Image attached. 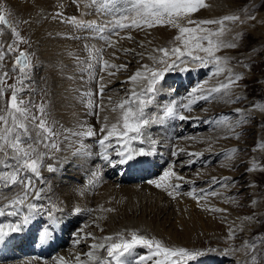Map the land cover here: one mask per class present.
Segmentation results:
<instances>
[{
    "label": "bare ground",
    "instance_id": "bare-ground-1",
    "mask_svg": "<svg viewBox=\"0 0 264 264\" xmlns=\"http://www.w3.org/2000/svg\"><path fill=\"white\" fill-rule=\"evenodd\" d=\"M0 2H3V0H0ZM88 2L89 0H80L81 6L78 7L74 0H27V2L25 0H7L14 13L11 20L21 21L19 23V31L21 36L29 41V43H22L21 45L23 49L26 48L32 65L31 68L26 70L27 75L24 78V91L22 92L24 94H20L21 97L26 101L30 99L36 105L43 103L51 114L50 119L59 121V124L66 128L73 127L77 119H81L86 120L90 125H95L98 131L103 126L101 121L105 116L108 117L107 123L109 125L117 122L120 115L119 110L112 112L111 108L126 98L125 90L130 89L131 85L122 82L126 81L127 77L136 70L139 62L138 58L133 59L131 56L123 54V52H118V59H114L111 56L113 49L106 48L104 58L116 64L128 63V70L122 71L114 77H104L105 90L102 98L94 96V102L98 106L103 104L104 108L99 111L98 116L85 115L84 107L80 103L81 96L83 92L89 89L95 92L98 85L88 83L87 72L82 73L80 71L81 66L77 65L75 60L69 57L68 53L72 52L81 59H86L87 53L83 48L85 43H95L97 47L104 45L99 40L85 41L83 39L68 38L74 35L84 36L88 35V33L77 31L74 27L62 23L61 18L54 20L52 16L56 12H62L64 17L76 16L77 19L96 20L98 22L109 18L102 17L94 11L83 15L87 11L83 5ZM205 2L208 7L194 14L193 19L220 18L227 14L224 13L226 10L224 6L227 0H205ZM255 2V0H252L250 5ZM227 5L228 7L230 6L228 3ZM241 8L243 6L237 8L236 4L234 9H232L235 10V13H238ZM41 14L45 15L47 19L42 20ZM228 14L230 13L228 12ZM256 17L257 20L253 21L251 25H247V27L252 35L261 39L260 41L263 44L264 24L260 21H264V14H258ZM25 20H30L31 23H24L23 21ZM215 27L213 26V28ZM229 27L232 28L233 26L229 25ZM243 27H246V25ZM234 29L241 31L239 28H233V31ZM127 34L128 32L126 31L121 33V35ZM131 34L137 41L151 40L152 44L149 47L153 48L170 46L169 41L174 40L178 33L174 29L158 26L139 32L132 30ZM228 34L230 36L229 39L234 35L232 32ZM11 39L7 34L0 35V42H3L5 46L11 42ZM113 39H116V37H113ZM118 47L136 48V45L130 41L122 40L119 42ZM262 49L263 46H259L254 51L250 50L248 52L249 57L255 56V52ZM137 51H140V49L137 48ZM228 54L229 56L231 55L230 53ZM143 62L151 63L147 59ZM242 67L239 66V71H236L248 76L246 69ZM13 68L14 58L9 55L3 61L2 69L9 72L8 84L15 83L20 77L18 68L16 71H12ZM176 71L174 73L175 78H179L182 84L185 83L184 86H187L188 81H190L189 84L191 83L187 89L182 90V93H180V95L186 94L177 96L179 98L175 99L174 103L179 105L186 102V98L192 88L203 84L205 79H201L200 76L208 72V68L185 64L179 66ZM218 83L219 81H211L207 86H215ZM169 87H164L161 82L158 83V90L155 93L153 103L146 109V113L149 116H160L163 109L171 105L173 100L170 99L171 96L168 91H171V88ZM241 89H234L233 98L237 95L245 97L246 92ZM172 95L174 96L175 94ZM10 96L11 93L7 92L5 97L0 99V104L5 101L10 102ZM109 98H111V102H109ZM254 101L259 102L258 99L245 101L241 109L250 106ZM229 105L223 101L208 103L201 101L193 107L191 113L184 112L185 115L191 117L187 121L164 119L162 122L151 124L145 129V142L143 144L134 142V147H143L149 154L137 156L125 164H118L115 152L110 150L112 159L117 161V167L118 165L127 166L126 172L121 177L115 176L114 179L111 175L116 169L115 165L105 171L101 168L103 161L97 158V153L101 151L97 144L99 137L84 141L88 151L92 153L91 156H74L71 150L56 153L57 159L46 160L44 162L45 166L41 169L42 178L34 181L37 189H44L43 198L34 202L41 205L45 211L32 215L30 222L27 225H23L21 231L11 234L6 239L5 244L0 245V264H57V260L54 258L65 257L71 261L76 254H79L82 259H86L84 253L90 250V244L98 242L104 236L111 235L116 237L117 234L121 233L126 239H130L132 232L148 238L160 239L167 246L186 247L190 251L198 253L201 252L200 248L203 246L211 245L213 247L211 251H207L204 254L200 253L195 259L189 261V264H238L243 258L242 254L235 256L226 254L225 240L228 224L233 221L239 224L240 220L238 218L264 212V188L257 184L261 174H258V171L255 173L246 171L253 160L262 167L264 164V151H253L254 145H250L249 147L247 146L248 149L246 151L244 150L239 155L240 158L242 157L241 160H246V166L243 169L244 173H246L245 176H241L240 170H235L240 161V158H236L238 152L234 154L231 161L221 156V161L217 162L218 167L209 166L212 161L220 157L221 153L231 148H237L238 146L240 150L241 148H246L245 145H238L237 143L231 146L232 143L228 142L227 138H223L226 135V130L223 126L209 123L216 120L215 117L218 114L228 115L231 121L238 119L239 117L234 113L236 108ZM198 107H202V111L198 112ZM227 109H229V112L226 111ZM249 115L254 116L249 123H254L253 131L257 133L256 136L258 138L256 143L264 141V132L259 129L264 121V115L258 113H249ZM188 121H192L189 127L186 126ZM217 137L221 138L217 139ZM113 144H115L114 140ZM209 145H211V150H209ZM62 147L67 149L68 145L63 144ZM173 151H176L178 155L173 156ZM189 153H201L202 155L194 157L189 156ZM176 159L179 160L174 163ZM141 160L153 162L156 166L155 170L160 171V173L154 174L146 181H134L138 180L139 174L133 169ZM166 162V166L161 168L162 166L160 165ZM48 164L53 165L55 169L53 172L47 170ZM224 164H227L228 167H223L222 165ZM128 167L130 168L128 169ZM169 168L184 177L183 182L176 181L175 178L171 181L172 183L182 184L180 194L176 199H172L163 189H157L153 184L149 183L152 180H159L163 172ZM93 171L100 173V179L95 187H90L88 181L91 179ZM214 177L217 179L229 178L228 183L231 186L228 189L225 190L218 186L216 188L218 192L222 193L221 196L209 198L207 205H205L204 201H201L198 205L196 201L186 195L187 192L192 190L199 193L201 189L211 187L210 181ZM125 182L127 184H122ZM237 182L241 183L240 187L245 193L252 194L249 197L248 205L254 199L258 201L254 210L240 213L234 210L236 203L224 202L228 197L233 198L235 196L232 185ZM250 184H254L256 187H250ZM41 185L43 186L41 187ZM80 190H85V195H79ZM14 194V190H5V195L9 197ZM53 204L62 209V211L53 213L58 221L55 227L52 226L47 215V210ZM211 206L227 209V219L225 220L220 213L205 210V207ZM77 207L82 209L80 213L74 211ZM101 209H113L114 211H102ZM24 212L25 209L22 208L21 218ZM262 216H258V219H261ZM98 217H102V219H98ZM0 220L18 222L17 217L5 216L0 218ZM76 221H79L80 230L83 229V232L93 233L97 240H82L79 245H76L74 240L77 236L73 237L70 233L68 237L71 238L65 237L62 228L64 227L65 230L67 224ZM96 223L100 225L103 231L94 226ZM39 227H42L44 231L46 229L49 230L52 233L50 237L52 236L53 240H47L39 246L41 237L37 238V229ZM255 229H257V226L253 224L244 232L238 233L237 244L234 240L232 246H240L245 240L251 241L252 239L249 240L252 237L251 234L257 232ZM21 239L26 241L24 246L19 242ZM202 240L206 241L202 243ZM64 242H67V246L63 248L64 244L62 243ZM253 242L256 243V240ZM57 245L59 248H63L60 252L54 249ZM11 246L26 252L22 254L15 253L13 256L10 254L6 257L3 256V251ZM258 248L262 254V245H258ZM148 251L147 248L138 245L130 253H125L122 259L126 261V264H129V262L135 264L139 257L142 255L146 256ZM100 254L107 258L105 252L102 251ZM24 255L26 257L18 261L5 260Z\"/></svg>",
    "mask_w": 264,
    "mask_h": 264
},
{
    "label": "snow or ice",
    "instance_id": "snow-or-ice-1",
    "mask_svg": "<svg viewBox=\"0 0 264 264\" xmlns=\"http://www.w3.org/2000/svg\"><path fill=\"white\" fill-rule=\"evenodd\" d=\"M74 3L78 7L81 6L80 0H74ZM83 7L87 9L83 15L94 11L102 17L109 18L99 22L96 20L86 21L77 19L76 16L64 17L62 12H56L52 19L61 18L62 23L74 27L77 31L88 33V35H74L68 38L85 41L99 40L104 45L97 47L95 43H85L83 48L87 53L86 59H81L72 52L68 53L69 57L81 66L80 71L87 72L88 83L98 85L95 92L89 89L81 96L80 103L84 107L85 115L98 116L99 111L103 110L104 105L98 106L94 102V96L102 98L105 90L104 77H114L122 71L128 70V63L116 64L105 59L106 48L113 49L111 56L114 59H118V52H123L133 59L138 58L139 62L136 70L127 77L126 81L122 82L131 85L130 89L125 90L126 98L111 108L112 112L119 110L120 115L117 122L109 125L108 117L105 116L101 121L103 126L98 131L95 125H90L86 120L81 119H77L73 127L66 128L60 125L59 121L50 119L51 114L43 103L36 105L30 99L26 101L21 97L20 94L24 91V78L27 75L26 70L32 65L29 54L19 51L18 45L27 44L29 41L21 36L19 31L21 21L10 19L14 13L7 0L0 2V35L7 34L12 38L6 46L0 42V99L4 98L7 92L11 93L10 102L5 101L0 104V218L5 216L18 218V222L0 220V245L5 244L11 234L21 231L22 226L30 222L32 215L45 211L41 205L34 202L41 200L44 192L43 188H36L34 181L42 178L41 169L45 166L46 160L57 159L56 153L71 150L74 156H91L92 153L88 151L84 141L99 137L97 144L101 151L97 153V158L105 164L112 165L114 161L110 155L111 150L115 152L118 163L125 164L137 156L149 154L143 147H134V142L140 144L145 142V129L151 124L162 122L164 119L187 121L191 117L185 115L184 112L191 113L193 107L201 101L205 103L223 101L225 104H231L238 103L243 99L238 95L233 98V93L234 86L244 79V75L236 73L230 66L234 57L219 53L225 50H235L239 46L237 41L242 42L243 40V26L251 25L253 21L257 20L255 15L248 12L249 6H244L235 14L199 20L193 19V16L208 7L205 0H89ZM41 19H47V17L41 14ZM23 22L31 23L30 20ZM260 22L264 24V21ZM229 25L233 27L230 28ZM158 26L177 31L178 34L174 40L169 41L170 46L150 48L151 40L137 41L131 34L132 30L139 32ZM233 28H239L241 31L236 32L231 39L225 38L226 34L233 31ZM125 31L128 34L121 35ZM122 40L130 41L136 45V48L118 47ZM137 48L140 51H137ZM17 52L12 71H16L18 68L20 77L15 83L8 84L9 72L2 70L3 61L7 56ZM146 59L151 63H144L143 61ZM237 63L241 62L237 61ZM185 64L208 68L211 78L224 76V80L215 86H207L209 81L205 80L203 84L191 89L186 102L179 105L172 103L163 110L162 115L149 116L146 109L153 103L158 83L164 79L166 73ZM243 66L248 67L247 65ZM109 102H111V98H109ZM234 113L239 117L234 121H231L228 115H223L219 116L217 120L209 122L223 126L226 130V135L223 138L239 139L241 133H236L235 129L247 125L254 118L249 113L264 115V101H254L245 109L236 108ZM219 138L221 137H217V139ZM113 140L115 144H113ZM63 144H67L68 148L64 149ZM209 150H211V145H209ZM257 150L264 151V141L257 142L253 151ZM238 151L239 149L234 147L221 155L231 161ZM172 155L177 156L178 153L173 151ZM188 155L199 157L202 154L189 153ZM222 166L228 167L227 164ZM47 170L53 172L55 169L53 165L48 164ZM246 171L248 173L264 172V167L253 160ZM173 178L179 182L184 181V177L169 168L163 172L159 180H152L149 183L157 189H163L172 199H176L180 194L182 184L172 183ZM99 179L100 173L93 171L88 185L95 187ZM228 179L227 177L223 179L214 177L210 181L211 187L201 189L199 193L192 190L186 195L196 201L198 205L201 201L207 205L209 198L222 195L216 190L217 186L225 190L231 186ZM250 187H256V185L250 184ZM8 189L14 190L15 194L11 197L5 195V190ZM79 195H85V190H80ZM224 202L236 203L232 197H228ZM250 203L255 207L258 201L254 199ZM22 208L25 209V212L21 218ZM101 210L114 211L113 209ZM205 210L220 213L225 220L227 219V209L211 206L205 207ZM59 211L62 209L55 204L47 210L53 227L58 224L53 213ZM74 211L80 213L82 209L77 207ZM261 215L264 213H254L238 218L239 224H236L235 221L228 224L225 240L226 254L233 256L242 254L243 258L238 264H261L264 261V254H261L258 248V245H264V236L257 237L256 243L250 244L245 240L240 246H232L238 233L244 232L253 224L264 223L258 219V216ZM98 219H102V217H98ZM94 226L103 231L98 223ZM51 234L46 229L40 237L41 243L46 242ZM88 239L95 241L97 237L93 233L83 232L82 229L81 233L77 234L74 244L79 245L82 240ZM138 245L149 251L146 256H140L135 264H189V261L200 255L186 247L167 246L160 239L148 238L132 232L130 239H126L121 233L116 237L104 236L98 242L90 244V250L84 253L86 259H82L79 254L74 255L71 261L65 257L54 259L57 260V264H126L122 257ZM102 251L106 252L107 258L100 254Z\"/></svg>",
    "mask_w": 264,
    "mask_h": 264
},
{
    "label": "rangeland",
    "instance_id": "rangeland-1",
    "mask_svg": "<svg viewBox=\"0 0 264 264\" xmlns=\"http://www.w3.org/2000/svg\"><path fill=\"white\" fill-rule=\"evenodd\" d=\"M244 1H246V2H244ZM251 1L250 0H236V1L235 0H231V1L227 0V3L230 4V6L228 7V5L226 3L224 7H225L226 10L228 9V11H226V10L224 11V9H222V10L224 11V13H227L228 14V12H229L231 14V13H235V10H233V9L236 6V4H237V8L238 7H241V6L244 7L245 5H248L249 6L248 7V12H250L252 15L257 16L258 14H264V0H255L256 2L250 5ZM230 7H231V9H229ZM10 19H12V17H10ZM210 27H213V26H210ZM236 32H238V31H236V29H234V31H232V33H234V35H235ZM243 33H244L243 40H242V42L241 41H237L238 44H239V46L235 50H225V51H222L221 53H219L220 55H225V54L229 55L228 53H230L231 54L230 57H234L235 58V59H233L231 61L230 66L233 67V69H234V71L236 73H240V72H238L239 69H240L239 66H241V67L243 65H247L248 66V67H244L243 66L242 68H245L246 69V73H248V76L249 77L246 74V76H244V79H242L241 81H239L238 82V85L234 86V89L235 90L237 88L238 89L239 88H242L241 90L244 89L245 92H246V94L244 95L245 97H242L243 99H241L240 102H238V103H231L229 105V106L232 105L234 108H241L243 102L248 101V100H252V99H258L259 102L264 101V43L262 44V41H260L261 39H259L258 37H255L254 35H252V33L248 29L247 25H246V27H243ZM228 35L229 34H226V37L225 38H227ZM234 35H232V37ZM229 38H230V36H228L227 39H229ZM258 40L261 43H259ZM21 45H22V43L18 45V49L19 50L20 49H23V47ZM258 45L259 46H263V49L260 50V51H257L258 53L255 52V56H252L251 57L252 59H251L249 57L250 55L248 54V52L250 50L251 51H254L256 49V47H259ZM10 57H13L14 58V54H13V56L10 55ZM241 57L243 59H245V60H243ZM237 61H240L241 63H237ZM236 70H238V71H236ZM174 71L177 72L176 69ZM173 74L174 73L172 71L166 73L165 74V77L161 81V83H164V84H170L171 83V85H170L169 88H171V90H172L175 87V90H176L177 87H178V84H175L174 83V80H173L174 79V76H173ZM202 76H203V78H201V79L208 80L209 81L208 84H210L211 81H219L220 82V81L224 80V76H221L219 78H211L209 69H208V72L205 73V74H203ZM190 80L192 81V79H190ZM189 82L190 81L187 82L188 84L186 86V89L191 84V83L189 84ZM26 85H28V84L26 83ZM178 90L179 91L183 90V87H179ZM23 94L24 93H21V95H23ZM9 101H10V99H9ZM198 108H199L200 111H202L201 110L202 107H198ZM226 111L229 112V109H227ZM219 116H223V114L216 115L215 119L217 120V118ZM189 122L190 121H188V123L186 125L187 127H189L192 124V122H190V125H189ZM262 125H264V121L262 122V124L260 125V128H259L262 132H264V127H262ZM253 127H254V123L253 122L252 123H248L247 125H242L241 127L235 129V132L236 133H241L239 139H236V138H229L228 139L227 138V141L228 142L230 141V143H232L231 146L233 144H236L237 143L238 145H241L242 144V145H245V147H246V148H241V150H240L239 146L237 147L239 149V151H238V155H237L236 158L239 159L240 158L239 155H241L244 150L246 151L250 145H254L255 146V144H257L256 143V140L258 139L257 136H256L257 133H255V131H253ZM221 156H223V155H220V157L217 158V160L212 161L209 166L210 167H214V166H217L218 167V163H219V161H221ZM241 158H240V161L238 162V165H237V167H236L235 170L236 171L237 170H240L239 172H241V176H245L246 173H244V170L243 169L246 166V160L245 159H242L241 160ZM262 167H264V164L262 165ZM194 168H196V167H194ZM126 169H127V167H126ZM67 172H70V171H67ZM123 174H124V172H122L120 174V177ZM258 174H261V177L257 180V184H259L260 187H263L264 188V172H259L258 171ZM111 177L114 179L115 178V174H112ZM122 184H127V182L122 183ZM240 185H241V183H238V182L232 185L233 186L232 188H233V191H234V194H235V196L233 198H235L234 200L236 201V204L234 205L235 206L234 207V210L237 211V212H240V213H245V212L254 210V207L251 206V204L248 205L249 199H250L249 197L252 196V194L251 193H245L244 190L241 189ZM259 220L264 221V215ZM256 226H257V229H255V230H257V232L251 234L252 237L249 240H251V239L252 240L251 241H248L250 244L251 243H254L253 241H255L257 237L264 236V223L256 224ZM203 241H206V240H202L201 242L204 243ZM236 241H237V238L235 239V242ZM236 244H237V242H236ZM262 247H263L262 248V254H264V245H262ZM200 249H201V252L200 253L204 254L207 251L213 250V247L211 245H206V246L201 247ZM56 250H58V248ZM103 252H105V251H103ZM262 264H264V261H262Z\"/></svg>",
    "mask_w": 264,
    "mask_h": 264
}]
</instances>
